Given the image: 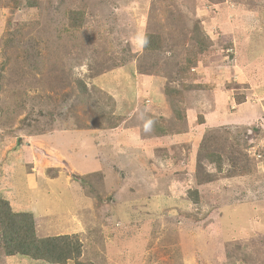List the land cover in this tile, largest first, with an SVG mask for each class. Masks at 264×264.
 Instances as JSON below:
<instances>
[{
	"label": "rangeland",
	"instance_id": "rangeland-1",
	"mask_svg": "<svg viewBox=\"0 0 264 264\" xmlns=\"http://www.w3.org/2000/svg\"><path fill=\"white\" fill-rule=\"evenodd\" d=\"M260 51L264 0H0V199L84 264H264ZM226 89L263 118L202 128ZM148 114L187 140H150ZM0 264L44 262L7 257L0 229Z\"/></svg>",
	"mask_w": 264,
	"mask_h": 264
},
{
	"label": "trees",
	"instance_id": "trees-1",
	"mask_svg": "<svg viewBox=\"0 0 264 264\" xmlns=\"http://www.w3.org/2000/svg\"><path fill=\"white\" fill-rule=\"evenodd\" d=\"M203 35L202 32H198V36H196L199 53H204L212 42L205 39ZM147 38L148 43L145 49L146 51H152V36L147 35ZM193 63L196 62L191 61L189 69L194 66ZM170 93L175 94L176 91L167 87L164 95L166 100H169L170 105L173 106L174 102ZM150 115L148 114L144 118L145 121L143 123L145 127L147 122H152L150 130L145 131L150 134V137L174 135V132L167 128L166 120L163 117H157L154 114ZM176 133L180 134L181 131ZM212 157L211 154L206 155V160L208 159L209 163H213ZM0 229L3 250L7 257L19 255L49 264H67L69 260L75 259V262L77 261L76 264H84L79 259L82 245L75 237L66 235L47 238L39 237L34 215L27 212L13 211L10 202L4 199H0Z\"/></svg>",
	"mask_w": 264,
	"mask_h": 264
},
{
	"label": "crops",
	"instance_id": "crops-1",
	"mask_svg": "<svg viewBox=\"0 0 264 264\" xmlns=\"http://www.w3.org/2000/svg\"><path fill=\"white\" fill-rule=\"evenodd\" d=\"M258 8L260 9L261 8V5H259L258 6ZM249 13V12H248ZM246 16V15H245ZM259 16H260V14H257L256 12H251L250 14H249V16L247 15L245 18H249V20H250V25H253V24H255L257 21H258V19H259ZM244 18V19H245ZM244 44H243V46L246 44L245 43V41L246 40H248V42H249V44L251 43V40H252V32H247L246 33V31H245V34H244ZM242 46V47H243ZM244 55H246L247 56V53H246V51H245V48H244ZM256 59H258L259 60V62H260V64L264 61V55H263V53H262V51H260L259 53H258V57H256L255 55H253L251 52H249L248 53V58H247V60H248V62H247V64H250V66L251 65H253L254 64V62H255V60ZM260 66V65H259ZM132 76H134V75H132ZM142 77H147V75H141ZM152 80V79H151ZM153 84V85H155L156 86V88L158 89V87H157V84H159V83H153V80H152V82L150 81V84ZM151 84V85H152ZM260 92H262V91H260ZM153 93V92H152ZM226 93V94H225ZM230 91H228V89H226V90H224L223 91V94L220 96V97H218L217 96V99H216V101H215V103H214V105H213V109H212V111L210 112V114L208 115H206V118H205V123L203 124V125H201L202 126V128L203 127H210V128H214V127H216L217 125H224V123H246V122H250V121H252V119H249V118H245L244 120H241V113L239 112V109H241V108H243L244 106H246V105H250L251 107H253V108H255L256 109V112H255V114H256V116H254L255 117V119H257V118H259V117H262L263 118V110L261 109V110H259L256 106H255V104L257 103H254L253 101L252 102H244V103H242V104H239V105H236V104H234V99H232L231 97H230ZM157 93L156 92H154V95H156ZM262 96V95H261ZM260 95H256V97L257 98H260L261 97ZM161 100H160V103L162 102V100H163V98H160ZM247 103H250V104H247ZM230 106H233V110H234V113H231L230 112ZM235 106V107H234ZM255 119H253V120H255ZM190 123H192V122H190L189 121V124ZM197 128H199V127H197ZM115 130H117V129H115ZM112 131H114V129H112ZM118 131V130H117ZM100 133V135H103V132H99ZM116 133V132H115ZM188 137V136H187ZM187 137L185 136V133H183V134H176V135H167V136H162V137H153V139H150V140H152V141H155V140H160V141H166L167 143H171V142H176V141H178V139H180V140H187ZM109 139H111V138H109ZM151 141V142H152ZM115 145H118L119 143H114ZM175 143H172V144H167L168 146H170V145H174ZM116 147H118V146H116ZM37 190V188L35 189V191ZM16 195H19V198L21 199V197H20V195H21V191H19V190H17V192H16ZM15 197V196H14ZM6 200H8V201H11L12 200V197L11 198H9V197H6ZM251 209H253V211H256V212H259V211H261V213H260V215H261V217L263 218V213H264V208H262L260 205H258V206H255V204L253 205V207H250ZM47 210H49V209H47ZM51 211V210H50ZM263 211V212H262ZM44 212H46V211H44ZM40 213H42L41 212V209H40ZM253 218V217H252ZM262 224H263V222H262ZM264 226V225H263ZM53 230H55V229H53ZM35 262H37V261H35ZM40 262V261H39ZM5 263H6V260H5ZM44 264H48V263H45L44 262ZM69 264V263H68Z\"/></svg>",
	"mask_w": 264,
	"mask_h": 264
},
{
	"label": "clouds",
	"instance_id": "clouds-1",
	"mask_svg": "<svg viewBox=\"0 0 264 264\" xmlns=\"http://www.w3.org/2000/svg\"><path fill=\"white\" fill-rule=\"evenodd\" d=\"M137 39H138V44H139V46H141V47L146 46L147 43H148V38H147V36L144 35V34H142V33H141V34H138ZM151 124H152L151 121H149V122L146 123V125H145V131H149V130H150V128H151Z\"/></svg>",
	"mask_w": 264,
	"mask_h": 264
},
{
	"label": "built area",
	"instance_id": "built-area-1",
	"mask_svg": "<svg viewBox=\"0 0 264 264\" xmlns=\"http://www.w3.org/2000/svg\"><path fill=\"white\" fill-rule=\"evenodd\" d=\"M252 149H254V148H252ZM251 155L253 154L255 157H258L259 159H262L263 158V155H261L260 153H256V152H254V153H252V151H250L249 152Z\"/></svg>",
	"mask_w": 264,
	"mask_h": 264
}]
</instances>
